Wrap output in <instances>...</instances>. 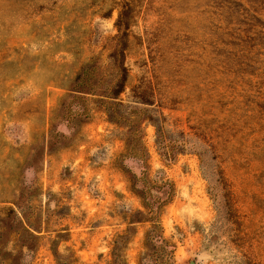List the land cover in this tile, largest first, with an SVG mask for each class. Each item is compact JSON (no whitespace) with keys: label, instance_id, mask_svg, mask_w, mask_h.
I'll return each instance as SVG.
<instances>
[{"label":"rangeland","instance_id":"rangeland-1","mask_svg":"<svg viewBox=\"0 0 264 264\" xmlns=\"http://www.w3.org/2000/svg\"><path fill=\"white\" fill-rule=\"evenodd\" d=\"M127 1L116 123L65 88L110 64L122 0H0V216L34 234L0 264H264V0Z\"/></svg>","mask_w":264,"mask_h":264},{"label":"trees","instance_id":"trees-1","mask_svg":"<svg viewBox=\"0 0 264 264\" xmlns=\"http://www.w3.org/2000/svg\"><path fill=\"white\" fill-rule=\"evenodd\" d=\"M119 7V16L116 22L118 33L111 39L113 52L110 55V64L107 67H102L98 61L92 60L84 64L77 76L70 82L65 88L67 90L66 97L78 98L76 94L91 96L93 99H97L100 105L105 109L106 113L110 117L111 121L118 122L120 119H125L126 116L122 113V108L125 106L122 94L125 92L129 79L130 72L126 66V53L128 49L129 37L131 35L130 29L133 22L132 6L127 0H122ZM157 128V142L161 143L166 141V136L163 130ZM141 133V134H140ZM139 134L136 131H130L128 138L126 139V145L128 155L136 157L143 162L148 161V151L143 142L144 133L141 131ZM141 153V154H140ZM140 194L143 200V207L151 215L153 221L152 230L146 234V240L151 239V234L157 230H161L162 225L160 220H157L160 213L159 203L154 206L153 203L149 202L144 196L142 191L135 188ZM14 208H8L4 216H0V237H12L16 236V241L20 245L19 252L14 254L11 251L6 250V259L10 262H18L22 253L23 247L32 248L31 244H27L23 239V233H27L34 237V234L29 229L28 225L22 218H18ZM16 222L17 225L13 223ZM158 239L162 244L167 243L166 239L162 234H159ZM147 242L145 243V245ZM162 248L164 245H160ZM0 250H2V241L0 240ZM161 256L160 264H164V260Z\"/></svg>","mask_w":264,"mask_h":264}]
</instances>
